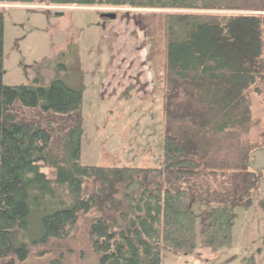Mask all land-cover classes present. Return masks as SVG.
<instances>
[{"label":"trees","instance_id":"trees-1","mask_svg":"<svg viewBox=\"0 0 264 264\" xmlns=\"http://www.w3.org/2000/svg\"><path fill=\"white\" fill-rule=\"evenodd\" d=\"M0 5L170 12L164 21L162 163L104 171L79 163L78 143L70 158L64 150L54 155L52 123L17 122V103L45 104L46 111L77 117L83 94L62 82L48 89L3 84L0 9V264H27L34 247L67 241L81 220L88 221L87 242L99 264H163L166 253L230 247L236 208H252L261 193L262 177L251 171L255 147L242 138L257 125L252 97L264 95V0H0ZM227 139L230 149L223 144ZM243 262L256 264L254 258Z\"/></svg>","mask_w":264,"mask_h":264},{"label":"rangeland","instance_id":"rangeland-1","mask_svg":"<svg viewBox=\"0 0 264 264\" xmlns=\"http://www.w3.org/2000/svg\"><path fill=\"white\" fill-rule=\"evenodd\" d=\"M4 12L3 84L48 89L54 82L83 94L81 114L61 117L45 104L14 107L18 123L53 124L54 155L68 159L79 145V163L104 171L157 168L164 156L165 16L169 11L111 7L0 5ZM102 14H117L114 21ZM257 124L242 138L252 149L251 171L261 193L252 208H236L234 240L212 251L166 253L163 264H264V95L252 97ZM71 135V136H70ZM74 136H76L74 138ZM229 146L230 140L223 141ZM234 148V147H233ZM232 154V151H228ZM234 154H239L238 149ZM47 173L49 169H44ZM88 221L70 239L32 249L27 264H99L87 242Z\"/></svg>","mask_w":264,"mask_h":264},{"label":"water","instance_id":"water-1","mask_svg":"<svg viewBox=\"0 0 264 264\" xmlns=\"http://www.w3.org/2000/svg\"><path fill=\"white\" fill-rule=\"evenodd\" d=\"M102 19H106V20H110V21H114L117 19V14H103L101 15Z\"/></svg>","mask_w":264,"mask_h":264},{"label":"crops","instance_id":"crops-1","mask_svg":"<svg viewBox=\"0 0 264 264\" xmlns=\"http://www.w3.org/2000/svg\"><path fill=\"white\" fill-rule=\"evenodd\" d=\"M261 252H264V249H260ZM255 260V259H254Z\"/></svg>","mask_w":264,"mask_h":264}]
</instances>
